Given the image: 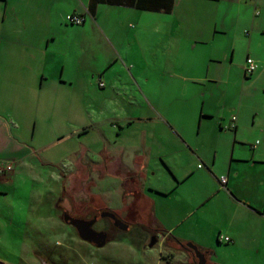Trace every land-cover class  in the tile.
<instances>
[{
  "label": "rangeland",
  "instance_id": "obj_1",
  "mask_svg": "<svg viewBox=\"0 0 264 264\" xmlns=\"http://www.w3.org/2000/svg\"><path fill=\"white\" fill-rule=\"evenodd\" d=\"M47 1L64 25L60 31L68 47L63 52V72L57 56H50L43 71L48 79L42 80L37 61L19 59L18 48L0 50V56L2 51L12 56L7 63L0 61V163H12L10 171L0 173V264H185L183 250L165 246L160 236L152 237L139 225L122 230L97 222L94 229L108 228L109 238L103 246H91L61 220L57 205L63 202L62 195H67L64 188L68 175L78 160L104 192L93 195L83 205L96 208L108 204L119 215L130 207L120 178L105 175L100 180L92 170L94 149L104 144L96 138L100 137L99 129L111 136L116 148H121L136 128L161 130L164 121H170L202 145V152L209 158L211 142L229 132L221 129L220 133L219 123H227L236 114L238 123L250 128L244 134L248 145L256 139L258 142L262 135L258 127L264 126V0H221L194 6L200 11L196 13L199 19L180 14L181 26L176 35L168 23H164V33H155L152 22H140L144 23L141 29L132 33L128 27L134 23L128 22V13L114 5L99 4L96 21L108 36L111 33L112 43L91 27L88 13L85 28L83 23L66 20L64 13L76 0ZM2 7L0 3V12ZM182 10L181 0L176 11ZM213 23L222 33L206 34V41L195 45L190 42L196 27L207 30ZM247 56L258 62L252 73L244 72ZM19 68L23 74L21 88L16 87L13 94L12 75ZM60 79L67 82L60 84ZM101 110L104 115L99 114ZM154 112L162 119L139 120L140 125L134 121L120 128L127 122L125 113L154 118ZM111 123H116V130L111 129ZM149 136L159 139L158 135ZM175 162L190 168L196 163L202 166V162L186 161L184 157ZM123 163L139 161L124 160L121 168L125 170ZM161 167L167 169L162 161L149 162L147 184H154L161 176ZM256 168L262 171L264 165ZM136 180L141 187L142 181ZM70 182L76 186L78 180ZM206 182L198 175L161 200L187 203L186 197L192 194L195 201L208 187ZM207 202L200 210L201 228L185 227L191 237L208 236L203 230L211 228L223 233L228 226L222 218L231 213V207L216 197ZM139 204L144 207L135 221L156 228L145 213L149 202L142 200ZM244 218L238 210L234 225L253 228L259 232L258 241H248L242 231L240 251L235 254L227 248L228 242L213 240L216 252L211 261L226 257L233 262L245 259L249 264H264V226ZM205 243H211L209 237ZM252 245L259 246L258 253L252 251Z\"/></svg>",
  "mask_w": 264,
  "mask_h": 264
},
{
  "label": "crops",
  "instance_id": "obj_2",
  "mask_svg": "<svg viewBox=\"0 0 264 264\" xmlns=\"http://www.w3.org/2000/svg\"><path fill=\"white\" fill-rule=\"evenodd\" d=\"M11 1L13 4H10ZM89 1L76 0L72 9L66 11L64 14H78L83 16L82 23L84 27L86 14L88 13L92 17V20H88L92 24L91 27L99 33H104L108 41L112 43L113 37H111V33L108 36L103 26L96 21L98 5L107 3H97L93 12H90L87 9ZM180 1L172 0L169 11L140 9L128 5H108L120 7L123 9V13H128V22H133L134 26L128 27L129 25H126V27L132 33L136 34L141 29L140 25L144 23L140 24V22H152V29L155 33H164V23H168L176 35L177 30L181 26V20L178 18L180 14L183 17L195 16L198 18L196 13L200 14V11H196L194 6L198 7L207 3H217L221 0H182L184 10L176 11V6L180 4ZM0 3L3 5L0 12V50L2 48H18L21 50L19 59L24 60V57H26L31 62L37 61L40 65L42 80L48 79V76L43 71L46 70V64L50 62V56L55 55L59 60L58 66L62 73L64 70L63 52L68 47L64 43L62 31H60L64 25L60 20L56 19L48 1L0 0ZM45 5H47V9H44ZM256 14L257 12H255ZM172 25L175 26L172 27ZM199 29H201V32ZM191 30L193 29L191 28ZM194 30L196 34L190 38V42L194 45L201 41H206V34H212L213 36L216 32L222 33L221 31H216V23H213L212 27L207 28V30L199 26ZM1 54L0 61H2V64L11 60L9 58L12 57L10 54L5 56L4 51ZM255 63L256 70L258 68V62L255 61ZM20 70L21 68L12 75L13 94H16V87L18 89L21 88L20 83L23 74ZM75 79H78L76 74ZM58 82L64 84L67 81L66 79H60ZM64 93L60 95L62 96ZM77 93L79 94L80 90H77ZM99 114L104 115V111H99ZM154 114V118L153 116L149 117L147 115L136 118L132 115L128 116L125 113L124 120L127 122L124 125H120V128L129 126L134 121H137L140 125L139 120L149 122L152 119H162L157 112H154ZM231 116L235 117L233 121L234 126H231L232 122L230 120H228V124L219 123L220 133L223 131L221 129H227L229 132L225 133L226 137H222L223 139L211 142V154L209 158L202 152V145H197V143L189 139L182 128L165 120L164 124L161 125V130L156 128L153 130L152 127H139L133 132H129L128 135H131V137L127 139L129 141H126L125 147L122 146L121 148H116L111 136L105 130L99 129L100 137L96 135V138H101L104 144L98 145L99 149L97 148L98 146L95 147L93 160L94 163H100L105 160H117L120 162H124V160H130V162L133 160L139 161L138 164L132 163L130 165H124L123 163L125 170H133L134 167L136 169L138 168L139 175L136 176H138V180L142 181L141 187L138 183L133 185V188L128 185L125 186V200L129 202L126 204H129L132 208H143L144 206L142 207L139 203L142 200L149 202V207L145 209V213L149 214L150 222L162 230L163 237L160 236V242H162V238H168L171 241L177 239L181 242H192L197 248L205 250L212 255L216 252V248L213 246V240L219 243L217 236L223 234L230 239L227 248L233 253L239 254V241L242 231L246 233L245 237L248 241H258L259 232L256 233L253 228H249V230L247 228H237L234 225L236 212L241 210L245 214L243 220H250L259 227L264 226V168L262 171H258L256 168L257 165H264V126L260 125L258 127V131L262 134L259 141L257 142L256 139L253 145H248L244 134L250 128L240 125L236 114H232ZM110 127L112 130H116V123H111ZM133 134L136 136L134 135L135 137H133ZM149 135H158L159 139ZM181 157H184L186 161L194 163L198 160L202 162V166L199 163H196L193 168L185 165L181 166V164L177 165L175 161ZM157 160L162 161L167 169L161 167L163 169L161 176L154 184H147L146 174L149 162ZM198 175L206 178V185L208 187L203 189L197 200L194 201L195 197L192 194L186 197L185 202L187 203H184L182 200H177L174 203L161 200L164 197H170L175 193V189L179 185L186 183ZM220 175L226 176V187L224 189L220 187L218 182ZM96 184L94 182V187L91 188V192L93 191L92 196L104 193L101 188L96 187ZM214 197L231 207V213L224 215V218H222L223 222H227L228 224L226 230L222 233L220 229L216 230L211 228L207 232L203 230L205 235L208 236L193 234L191 237V235L186 233L185 227L189 226L195 230L201 228L200 210L205 207L208 203L207 201H210ZM104 206L112 209L108 204H104ZM190 217L194 218L189 219ZM206 237H209L211 243H205ZM251 249L253 252L258 253L259 246L252 245ZM215 263L249 264L245 259L233 262V260H227L226 257L221 261L217 260Z\"/></svg>",
  "mask_w": 264,
  "mask_h": 264
},
{
  "label": "flooded vegetation",
  "instance_id": "obj_3",
  "mask_svg": "<svg viewBox=\"0 0 264 264\" xmlns=\"http://www.w3.org/2000/svg\"><path fill=\"white\" fill-rule=\"evenodd\" d=\"M94 164H98V162L94 163ZM72 170H73V167H72L71 171ZM136 170H137L136 172L139 173V169L137 168ZM95 172L97 173V171H95ZM82 173L85 176L88 175L89 177H91V174H90V172H88L87 169H84V171ZM96 173H92V175L93 174L96 175ZM91 188L89 187V182L87 181V179H85L84 183L78 182L76 186H73L72 184L68 185L67 187L64 188V192L67 195L66 196L62 195V201L63 202L62 203L60 202L57 205L59 207L61 220L66 225L71 226L75 230L76 234H77V231H76L75 227L70 223L71 218L77 219V220H84V221L94 220V222L91 225V228L95 231H102L105 233V243L108 241V238H109L108 228L101 227L99 229H94V225L97 222L98 223L100 222L102 224L101 226L108 224V226L111 228L120 229L117 225H115V221L120 220L121 221L120 223L125 224L127 226V228L131 224L132 225H139L146 233H148L152 237H155L156 235L163 237L162 236L163 232L159 228L156 227V228L146 229L145 224L140 223L138 221H135L140 216L134 217L130 208H128L125 211L124 215H119V214L115 213L112 209H110L106 206H99V207L95 208L93 206L83 205V202L89 201L88 199H90V197H92ZM132 188H133V186H132ZM75 196H77L79 198V200L74 199L73 197H75ZM141 209L142 208H138V210H141ZM109 213H113L115 218L110 217L108 215ZM102 220H104L105 222H102ZM163 239L164 238H162V241H163ZM84 242H86L87 244H89L91 246H96L92 242H87V241H84ZM197 249L199 250L200 256H196L194 254V252L192 251V249H190L184 245V248L182 250L186 255V257L184 255L185 264H216L214 261H211V257H210L211 254L210 253H208L205 250L199 249V248H197Z\"/></svg>",
  "mask_w": 264,
  "mask_h": 264
},
{
  "label": "trees",
  "instance_id": "obj_4",
  "mask_svg": "<svg viewBox=\"0 0 264 264\" xmlns=\"http://www.w3.org/2000/svg\"><path fill=\"white\" fill-rule=\"evenodd\" d=\"M97 3L128 5L140 9L169 11L172 5V0H90L87 7L88 11L93 12L95 5ZM84 169L85 167L78 160L75 161L73 164V170L70 172L71 174L68 175V182L65 185V187L67 185H71L70 179L76 181L78 180V182L80 183L81 182L84 183L85 179H87V181L89 182V187L91 188L94 185V181L88 175L85 176L82 173ZM92 170L97 171V177L99 179H102L105 175H112L114 177L120 178L122 180V186L124 187V188L122 187L123 192H125L124 190L125 186L128 185L129 187H132L134 184H137L135 181L138 178V176L136 175H139L138 172H136L137 171L136 169L133 170L122 169L121 162L117 160H105L103 162L93 165ZM135 173L137 174L135 175ZM128 208L131 209V212L134 215V217L140 216L138 214H141V210H138V208H134V207L132 208L131 206ZM145 228L149 229L152 227L146 226ZM162 243L165 246L174 250H182L184 248V245L186 244V242H181L177 239L171 241L168 238H164Z\"/></svg>",
  "mask_w": 264,
  "mask_h": 264
},
{
  "label": "water",
  "instance_id": "obj_5",
  "mask_svg": "<svg viewBox=\"0 0 264 264\" xmlns=\"http://www.w3.org/2000/svg\"><path fill=\"white\" fill-rule=\"evenodd\" d=\"M108 215L110 217L115 218L113 213H109ZM93 222L94 220L84 221V220H77L72 218L70 219V223L75 227L77 231V235L79 236L80 239L87 242H92L96 246H102L105 243V233L102 231L93 230L91 228ZM120 222H121L120 220H116L115 225H117L120 229L125 230L127 226ZM185 246L192 249V251L196 256H200L199 250L193 243L187 242Z\"/></svg>",
  "mask_w": 264,
  "mask_h": 264
},
{
  "label": "built area",
  "instance_id": "obj_6",
  "mask_svg": "<svg viewBox=\"0 0 264 264\" xmlns=\"http://www.w3.org/2000/svg\"><path fill=\"white\" fill-rule=\"evenodd\" d=\"M66 20H68L70 23H76V24H80L83 22V16H80L78 14H67L65 16ZM256 68V63L255 61L250 58L249 56L246 57L245 60V64H244V72L245 73H252ZM235 120L234 116L230 117V121L232 122L231 126H234L233 121ZM12 169V163L9 161H4L2 163H0V173L2 172H6V171H10ZM218 182L220 184L221 188H225L226 187V176L225 175H220L218 178ZM217 240L219 242L223 241V242H228L230 239L228 236L223 235V234H219L217 236Z\"/></svg>",
  "mask_w": 264,
  "mask_h": 264
}]
</instances>
